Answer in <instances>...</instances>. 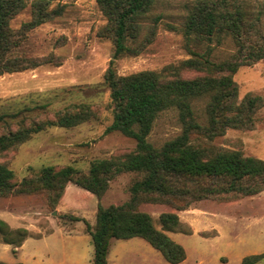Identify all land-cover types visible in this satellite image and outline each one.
I'll use <instances>...</instances> for the list:
<instances>
[{
  "label": "rangeland",
  "instance_id": "1",
  "mask_svg": "<svg viewBox=\"0 0 264 264\" xmlns=\"http://www.w3.org/2000/svg\"><path fill=\"white\" fill-rule=\"evenodd\" d=\"M10 21L18 31L31 20V4ZM48 9L59 14L25 32L18 53L33 59H45L35 69L0 75V112L31 109L27 117L52 118L71 104L93 108L95 117L72 128L48 127L35 133L16 149L0 152V164L15 176L16 187L30 169L71 166L87 173L96 160L131 152L135 142L118 132L106 133L112 122L109 97L103 76L109 66L126 76L142 71H159L189 58L188 50L204 52V45L189 41L182 31L187 8L195 0H157L150 13L140 21L139 50L135 55L114 58V45L106 36L107 19L96 0H47ZM251 10L261 0H246ZM160 17L157 24L153 18ZM148 41H147V39ZM141 45V46H140ZM212 58L220 60L235 51L230 40L212 46ZM200 76L189 71L183 78ZM238 100L246 94L264 100V60L240 67L233 75ZM204 101L195 105L203 114ZM250 129H226L208 141L193 136L201 147L240 151L244 156L264 160V104L254 113ZM204 123V116L201 119ZM181 125L174 112L163 113L147 138L154 147L174 139ZM31 177V174L30 176ZM139 179L124 173L109 181L100 197L67 183L56 199L46 192L13 193L0 197V219L12 229H26L28 237L20 247L0 239V262L13 264H93V245L86 225L94 228L98 206L121 205L130 198V185ZM140 212L148 214L161 230L159 216L174 213L188 229L164 232L183 247L185 259L178 264H240L248 255L264 253V189L249 196L210 197L194 201L179 210L167 203L143 202ZM108 264H170L141 238L110 241Z\"/></svg>",
  "mask_w": 264,
  "mask_h": 264
},
{
  "label": "trees",
  "instance_id": "2",
  "mask_svg": "<svg viewBox=\"0 0 264 264\" xmlns=\"http://www.w3.org/2000/svg\"><path fill=\"white\" fill-rule=\"evenodd\" d=\"M96 1L107 19L105 32L113 42L114 58L137 54L140 21L157 0ZM25 7V0H0V75L35 69L45 63V59L19 54L18 49L25 32L51 20L60 11L49 10L47 0H35L31 4V20L13 31L10 21ZM159 18L154 17L153 24ZM182 31L189 41L204 45L206 50L200 53L189 49V58L159 71L121 76L111 65L104 73L108 108L112 111V122L105 132H118L132 139L135 147L131 152L96 160L87 173L71 166L30 169L31 177L26 176L19 187L14 173L0 164V197L44 191L57 199L66 184L73 183L100 198L114 177L124 173L139 175L130 185L127 202L98 206L94 228L86 225L94 250L93 264H108L113 239L141 238L170 264L185 259L183 247L164 232L187 233L188 229L174 213L161 214V230L156 229L152 218L138 210L143 202L167 203L182 210L194 201L249 196L264 189V160L244 156L240 151L201 147L191 141L194 135L211 141L228 128L250 129L254 125V113L264 100L250 93L238 100L233 75L240 67L264 60V0L254 10L246 0H195L187 8ZM227 39L232 41L235 51L214 60L212 46ZM189 71L200 76L183 78L182 73ZM201 101L204 123L195 111V105ZM93 110L88 105L71 104L52 118L27 117L25 113L31 112L27 107L0 112V152L16 149L48 127H75L94 118ZM170 111L176 113L181 132L154 147L147 138L155 121ZM27 237L26 229H12L0 219L2 242L20 247ZM240 264H264V253L245 256Z\"/></svg>",
  "mask_w": 264,
  "mask_h": 264
}]
</instances>
